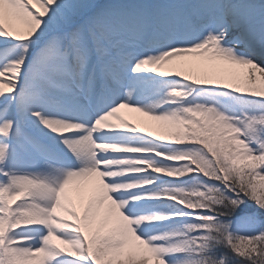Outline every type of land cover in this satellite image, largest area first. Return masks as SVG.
<instances>
[{
	"label": "snow or ice",
	"instance_id": "6c2138e0",
	"mask_svg": "<svg viewBox=\"0 0 264 264\" xmlns=\"http://www.w3.org/2000/svg\"><path fill=\"white\" fill-rule=\"evenodd\" d=\"M0 264H264V0H0Z\"/></svg>",
	"mask_w": 264,
	"mask_h": 264
},
{
	"label": "rangeland",
	"instance_id": "374dc122",
	"mask_svg": "<svg viewBox=\"0 0 264 264\" xmlns=\"http://www.w3.org/2000/svg\"><path fill=\"white\" fill-rule=\"evenodd\" d=\"M122 112L128 116L129 120L132 121L131 123L137 120L141 124V122L145 121V117L140 116L138 113H127L126 110H122Z\"/></svg>",
	"mask_w": 264,
	"mask_h": 264
},
{
	"label": "bare ground",
	"instance_id": "6f19581e",
	"mask_svg": "<svg viewBox=\"0 0 264 264\" xmlns=\"http://www.w3.org/2000/svg\"><path fill=\"white\" fill-rule=\"evenodd\" d=\"M145 120H146V117H145ZM136 125H140V124L136 123ZM150 130L153 131L154 133L158 132L159 131V125H156L153 122V127Z\"/></svg>",
	"mask_w": 264,
	"mask_h": 264
}]
</instances>
